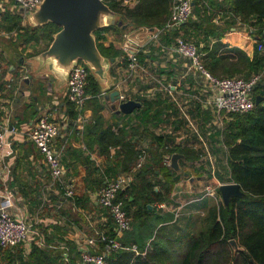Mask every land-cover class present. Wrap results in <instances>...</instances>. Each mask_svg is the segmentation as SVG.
Here are the masks:
<instances>
[{
    "label": "trees",
    "instance_id": "16d2710c",
    "mask_svg": "<svg viewBox=\"0 0 264 264\" xmlns=\"http://www.w3.org/2000/svg\"><path fill=\"white\" fill-rule=\"evenodd\" d=\"M103 1L111 9L123 13L129 20L125 27L113 25L94 32L100 52L114 58L124 53L111 43L104 45L103 32L111 30L122 34V31L138 26L161 27L168 19L171 2V0H138L135 5L129 7L122 5V0ZM3 20L6 24L4 22L1 27L6 31L17 30V35L25 45L44 42L41 50L29 55L46 49L53 33L60 29L59 25L52 22L36 27L23 25V18L18 11L5 12ZM263 25L264 0H193L192 16L180 25L184 35L181 36L196 44L199 52L202 53V58L205 56V59H202L204 65L215 76H217L215 71L223 60L220 54L216 55L213 50L211 51V44H214L212 40H220L231 27L248 30L254 38L252 56L249 57L238 48L226 49V55L229 54L228 51L238 52L239 61L242 59L244 67L241 69L230 64L229 68L222 66V71L227 69L222 76H234L235 72H240L241 77L248 78L252 74L262 73L259 81L253 86L251 96L255 100V97L260 95L263 100L255 104L249 112L229 114L230 119L226 124L216 126L213 133L214 140L221 143L225 153V165H222V171L214 169L213 174L220 183L239 184L243 195L232 197L228 205H224L223 202L218 204L214 201L210 202L206 214L198 218L199 229L193 234L175 237L177 241L174 242L168 239L169 242H165L164 233L161 232L162 225H157L166 219L167 214L159 215L154 210V204L172 201L174 182L182 173H177L170 165H166L163 159L165 155L171 156L179 152L186 160L196 161L200 152L174 143L168 132H157L156 128L159 124L170 118L169 112H177L169 94L164 98L156 96L152 100L140 99V107L135 108L138 123L142 127L140 131L131 125V117L113 130L117 122L106 121L102 117L100 87L88 70L85 84L88 98L85 104L91 106L93 110V121L89 124V132L95 135L94 141L100 153H108L110 147L115 148V155L119 152L123 153L116 164L120 167L119 172L112 170L111 176L108 170H104V177L110 178L120 172H130L138 157L139 148L144 147L138 143L149 140L151 146V149L146 150L143 163L134 171L131 182L118 192V197L124 201V208L132 217V228L124 232L119 240L124 245L135 244L137 252L117 249L107 255L106 264H264V51L257 49L255 41ZM146 55L138 52L137 57L143 61ZM158 71L165 72L161 67ZM66 103L68 113L71 117H75L77 113L73 104L69 101ZM193 170L196 173H202L203 171L199 170H204L206 178L212 176L211 169L204 162ZM160 174L162 178L157 179ZM103 180L98 185H101ZM58 187L60 188L59 185ZM79 198L88 201L87 195L78 196L76 200ZM97 205L106 216V221L99 226L94 235L104 234L114 237L111 214L105 207ZM59 210L70 221H78L77 214L73 213L70 216L61 207ZM64 232L66 225L61 227L55 225L50 233L41 231L43 245L32 242L28 250L24 245H17L11 249L0 248V264H62L60 255L54 252L55 247L62 242L69 248L70 264H80L82 250L71 241L63 239ZM148 235H152V239L147 245L142 246L141 241ZM182 236L187 238L181 241ZM229 239H235L242 250L234 252ZM101 249L103 244L97 242V249L90 251L98 252Z\"/></svg>",
    "mask_w": 264,
    "mask_h": 264
},
{
    "label": "crops",
    "instance_id": "0c3cea01",
    "mask_svg": "<svg viewBox=\"0 0 264 264\" xmlns=\"http://www.w3.org/2000/svg\"><path fill=\"white\" fill-rule=\"evenodd\" d=\"M154 28V26H138L122 31L123 34L128 33L131 39L138 44L139 52L147 55L143 61L138 59L140 68L132 73L127 71L125 55H117L111 65V73L116 81V89L125 100L134 99L140 102L142 98L150 100L156 96L164 98L169 94L164 86L167 84L174 86L172 94L176 98L174 104L177 112H169L170 118L161 122L156 130L161 133L168 132L174 143L200 152L196 161L186 160L185 156L178 159L179 167L182 171L189 172L188 176L181 174L174 182L171 202L154 204V210L159 215L167 214L166 219L163 218L164 221L157 225H162L161 232L164 233L165 242H169L167 239L174 242L177 241L175 237L196 232L199 229L198 218L208 211L211 201L207 196L198 194V182L200 181L198 176H204L205 172L199 170L203 172L196 173L193 169L202 162L209 164L211 177L215 178L214 170L212 171V168L215 169L213 162L225 165L223 146L214 140L213 133L216 126L226 124L230 117L223 115L221 118H215L212 116L211 109L200 106L198 98L209 96L213 94V91L207 87L200 75L187 69L188 60L186 58L166 50V45L172 43L176 36L183 35L181 26L160 32L156 38H154L156 33ZM11 33L3 29L0 37V59L4 64L2 74L4 80L9 81L11 85L8 89L3 87V84L0 87V120L6 123L8 127L6 135L11 141V147L7 149L9 151L6 164L9 172L5 181L13 194L14 205L10 210L14 215L34 222L35 227L46 233L52 232L55 225L57 227L66 225V232L62 234L63 239L71 241L80 249L95 251L97 246L89 245L87 238L94 236L99 226L105 223L106 216L97 205L94 193L100 186L99 182L105 178L104 170H108L111 176L112 170L115 172L120 170L116 164L122 158L123 153L119 152L115 155L114 147H110L108 153H100L94 141L95 135L88 129L93 121L92 107L85 104L80 117L77 115L71 117L67 111V100L64 98L66 87L62 92L48 93L41 91V83L33 80L25 81L26 66L21 65L19 60L16 63L13 59L11 61V58L15 57L18 51L19 57L30 56L29 54L34 52L26 48L29 44H11L9 40ZM104 34L103 44L111 43L118 48L122 34H119L120 39L116 41L113 31L108 30ZM212 43L214 44L210 46L211 51L217 48L219 51L238 48L249 57L252 56L254 48V38L242 28L231 27L220 40H212ZM11 46H18V49L12 48L11 51ZM159 67L165 72L160 73ZM99 99L103 105L100 112L102 117L106 121L117 122L113 130L120 127L130 117L131 125L138 131L142 129L135 109L127 114L116 113L102 95H99ZM180 107L187 111L193 123L196 124L195 128L188 124ZM43 114L60 125V133L52 143V148L65 169L62 177L63 183L53 182L44 157L28 136L34 120ZM138 144H142L146 150L151 149L149 140ZM187 163H193L191 171L188 170ZM156 178H162L161 174ZM63 184L73 189V197H64ZM2 185L0 182V193L3 192ZM81 195H87L88 201L82 198L76 200ZM60 207L70 216L73 213L77 214L78 221H70L59 210ZM181 238V241H184L187 236ZM151 239L152 235L146 236L141 241V245H147ZM54 252L59 254L60 248H55Z\"/></svg>",
    "mask_w": 264,
    "mask_h": 264
},
{
    "label": "built area",
    "instance_id": "2783aa9c",
    "mask_svg": "<svg viewBox=\"0 0 264 264\" xmlns=\"http://www.w3.org/2000/svg\"><path fill=\"white\" fill-rule=\"evenodd\" d=\"M2 1V0H1ZM8 1L11 6L0 4V37L2 35L1 22L5 12L18 11L21 7L24 10H33L41 0H3ZM138 0H122V5L133 6ZM193 13V0H171L169 7V16L167 21L161 27H155L154 38L160 32L167 31L175 26H180L185 23ZM218 17V16H217ZM217 19V18H215ZM248 32V30H246ZM249 33V32H248ZM104 34V32H103ZM105 35V34H104ZM122 39L119 49L124 53L127 64L126 68L129 73H132L140 68L138 61V44L131 39L128 33H122ZM257 49L264 51V25L260 28L255 39ZM166 50L176 53L188 60L189 71H193L200 75L207 87L213 94L204 98H198L200 106L205 109L212 110V116L221 118L223 115L243 114L251 111L255 102L251 96L253 86L259 81L262 73L252 74L248 78L241 76H215L204 65L202 53L192 41L178 35L173 42L166 45ZM2 62L0 59V87L10 88V82L5 81L2 74ZM88 75L86 65L78 61L69 73L68 82L65 89V98L71 102L76 110L77 116H81L88 95L85 91V84ZM174 86L167 84L164 89L171 95V99L176 102L175 96L172 94ZM101 95V93H100ZM123 99L122 96H120ZM125 100V99H124ZM180 111L188 124L195 128L193 121L189 117L187 111L180 107ZM213 117V118H214ZM8 127L4 120H0V182L3 187V192L0 193V248L11 249L17 245H24L28 250L29 245L34 242L43 245L42 234L39 228L35 227L34 222L26 220L22 216H16L11 212L13 207V194L7 187L6 175L9 172L6 164L7 149L11 147V141L7 138ZM60 133V125L58 122L50 119L46 114L38 116L31 125L28 131V136L33 142L37 150L42 154L49 169L50 176L54 183H63L62 177L65 173L64 167L61 165L60 159L54 149L52 143ZM146 157V149L139 148L138 157L130 172L120 173L115 177L105 178L102 184L94 193L95 201L102 207H105L111 214L114 223V237H109L104 234L92 235L87 238L89 245L97 246V242L103 244V249L98 252H91L87 249H82L80 264H106L107 255L117 249H130L137 252L135 244L124 245L119 238L124 232L132 227V217L124 208V201L118 197V192L131 182L134 176V171L140 167ZM166 165H170V155H165L163 159ZM214 169L212 168V171ZM221 183H218L219 187ZM63 195L66 198L73 197V189L63 184ZM215 189V188H213ZM206 194L214 196V191L209 186L206 187ZM55 248H60V260L62 264H70V252L66 243H61Z\"/></svg>",
    "mask_w": 264,
    "mask_h": 264
},
{
    "label": "water",
    "instance_id": "95a60500",
    "mask_svg": "<svg viewBox=\"0 0 264 264\" xmlns=\"http://www.w3.org/2000/svg\"><path fill=\"white\" fill-rule=\"evenodd\" d=\"M18 13L31 27L49 22L60 26L46 49L19 57L21 65L27 68L25 81L42 83V88L48 93L62 92L72 67L81 61L97 80L103 99L116 113L127 114L140 107L141 103L137 100L121 99L111 73L114 57L100 52L94 33L97 29L113 25L125 27L129 20L123 13L111 9L103 0H41L33 10L19 7ZM262 100L263 97L257 95L254 102L257 105ZM183 157L182 153H173L170 166L177 173L188 176L178 165V159ZM218 190L224 205H228L232 197L243 195L235 182L221 183ZM229 244L234 252L242 250L235 239H229Z\"/></svg>",
    "mask_w": 264,
    "mask_h": 264
},
{
    "label": "rangeland",
    "instance_id": "374dc122",
    "mask_svg": "<svg viewBox=\"0 0 264 264\" xmlns=\"http://www.w3.org/2000/svg\"><path fill=\"white\" fill-rule=\"evenodd\" d=\"M0 4H5L7 7L8 6H11V4L8 2V1H1L0 0ZM13 11V13H15V10H12ZM12 13V12H11ZM4 22H5V20H2V22H1V24H4ZM5 24H6V22H5ZM26 23H25V20L23 19V25H25ZM1 29L3 30L4 28H2L1 27ZM5 30V29H4ZM12 33H11V35H9L10 36V43L11 44H14V45H20V44H23V42H22V39H20V37L17 35V30H13V31H11ZM114 33H115V35H114V37H115V41L116 40H119L120 39V35L119 34H117L115 31H114ZM44 46V43H43V41L42 42H40V43H31V44H29V46H27L26 48L30 51V52H35V51H37V50H41V48ZM12 48H14V49H18V46H11L10 47V50L12 51L13 49ZM214 53H216V54H220V57L222 58V60H223V63H221L220 64V66H219V68L215 71V73L217 74V76L218 75H220V76H222L223 74H224V72L226 71L227 72V69H225V71H222V66H226V67H230V66H232V65H236V66H239V68H243L244 67V62L242 61V59H240V61H239V57H240V55H239V53L238 52H236V51H231V52H229L228 51V55H226L225 54V52H226V50H224V49H222V50H220L219 51V49L217 48L215 51H213ZM18 57H19V51H18V54L16 53V56L14 57H12L11 58V61H12V59H13V61L16 63L17 62V60H18ZM202 59H205V56H203V58ZM229 64H230V66H229ZM3 65L4 64H2V67H3ZM5 68V67H4ZM212 73V72H211ZM213 74V73H212ZM215 75V74H214ZM233 75H235V76H241V73L240 72H235ZM41 85H42V83H41ZM41 91H45L43 88H42V86H41ZM226 117H229L228 115H226ZM225 119V118H224ZM217 124V123H216ZM224 125V124H223ZM194 126L196 127V124L194 123ZM214 163V165H215V169H216V171H222V165H224L223 163H218V162H213ZM192 164L193 163H187V165H188V170H192ZM205 165H207V167H208V165L209 164H206V163H204ZM205 176V175H204ZM204 176H198V178L200 179V181L198 182V194L199 195H203V196H208V199L212 202V201H214V203L215 204H218L219 202H222L221 201V197H220V194H219V192H218V188H216L217 187V185H218V183H219V180L215 177V178H206V176H205V178H204ZM215 176V175H214ZM207 186H209L210 188H211V190L212 191H214L213 193H214V196H211V195H207L206 194V187ZM213 188H215V189H213Z\"/></svg>",
    "mask_w": 264,
    "mask_h": 264
}]
</instances>
